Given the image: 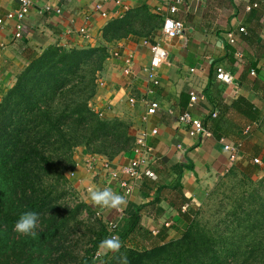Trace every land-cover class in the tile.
Returning a JSON list of instances; mask_svg holds the SVG:
<instances>
[{
	"label": "crops",
	"instance_id": "obj_1",
	"mask_svg": "<svg viewBox=\"0 0 264 264\" xmlns=\"http://www.w3.org/2000/svg\"><path fill=\"white\" fill-rule=\"evenodd\" d=\"M172 2L32 0L20 38L14 37L13 21L6 20L0 31V42L4 44L0 50V98L28 58L48 46H107L100 85L90 105L103 116L128 121L133 148L141 138L149 150L143 152L141 176L131 181L127 192L120 186L124 176L119 170L136 157L133 148L107 160L78 147L74 152L76 167L70 175L72 184L89 197V189L105 188L125 197L126 204L119 210L96 205L100 219L122 224L138 209L141 224L163 241L183 235L208 189L233 163L257 159V170L264 168V143L254 136L261 122L247 121L230 106L242 96L261 116L264 114V1L182 0L178 11L171 14L168 7ZM253 2L258 7L251 9ZM97 3L102 5L106 17L96 10ZM18 6L19 0H0V17ZM46 6L49 10H45ZM140 6H148L163 20L167 16L182 20V35L162 41L159 27L154 37L131 34L106 43L102 27L110 19L121 18ZM239 27L244 31L240 32ZM154 42L165 50V57L151 71L156 83L149 79L150 44ZM220 68L232 75V82L215 77ZM250 70L255 74L249 75ZM193 94L196 100L191 102ZM149 101H156L158 109L144 119ZM185 111L211 124V130L206 127L212 135L201 139L190 137L187 126L178 120ZM153 129L157 132L152 133ZM224 143H237L234 160L229 159ZM252 145L261 147L255 157L251 154ZM146 171L153 176L146 175ZM116 172L118 175L114 176Z\"/></svg>",
	"mask_w": 264,
	"mask_h": 264
},
{
	"label": "trees",
	"instance_id": "obj_2",
	"mask_svg": "<svg viewBox=\"0 0 264 264\" xmlns=\"http://www.w3.org/2000/svg\"><path fill=\"white\" fill-rule=\"evenodd\" d=\"M162 23L159 13L140 6L110 19L101 34L106 43L131 34L154 37ZM107 57L105 44L48 46L28 58L0 98V264H120L121 257L128 264H264V176L252 177L254 162L229 168L226 174L237 177L229 206L209 226L195 212L181 237L163 241L141 224L137 209L115 229L100 219L82 252L67 244L78 215L91 211L75 201L67 176L76 167V148L111 160L134 146L128 121L103 116L90 105ZM230 106L249 122L264 119L242 96ZM250 150L255 157L261 147ZM29 211L39 216L35 237L15 231ZM112 236L121 241L119 252L97 257L101 241Z\"/></svg>",
	"mask_w": 264,
	"mask_h": 264
},
{
	"label": "built area",
	"instance_id": "obj_3",
	"mask_svg": "<svg viewBox=\"0 0 264 264\" xmlns=\"http://www.w3.org/2000/svg\"><path fill=\"white\" fill-rule=\"evenodd\" d=\"M172 4L168 7V10L171 14H174L178 11V6L181 4L182 0H172ZM119 3V1H117ZM32 0H19V6L15 10L7 12L3 17H0V31L3 27V24L5 21H13V29H14V37L20 38L23 34L24 30V20L26 16L28 15L30 8H31ZM252 6H256V4H253ZM251 7V6H250ZM96 10L101 14V16L106 17L107 14L105 11L102 10V5L100 3H97L95 5ZM45 10H49V7L46 6ZM56 12H59V10H56ZM264 20V17H263ZM240 31H244L242 27L239 28ZM184 31V24L182 20L167 16L164 18L163 23L160 28V39L162 41H169L175 37H178L182 35ZM230 36V42H233V36L232 34ZM4 47V44L0 42V50ZM150 52H151V59H150V73H149V79L152 83H156L155 76L151 72L153 68L157 67L158 64L162 61V59L165 57V50L161 47L159 43H152L150 44ZM129 60H126V63H128ZM255 72L253 70L249 71V75H254ZM215 77L218 80H222L224 82L230 83L233 80L232 75L223 70L222 68L217 69L215 73ZM98 85H100V82L98 81ZM191 102L196 100V96L193 94L190 96ZM133 99L130 98L129 102L133 103ZM158 109V103L156 101H149L147 102V108L145 111L144 119L147 115H152L156 112ZM212 116H215V114H212ZM178 120L180 123L187 126V133L192 138H208L210 137L211 131L204 125L205 123L202 122L199 118L193 117L189 112H183L178 116ZM157 130L153 129L152 133H156ZM224 150H226L229 153V159L232 161L235 159L236 153L238 151V145L230 144V143H224L223 145ZM149 150L144 141L141 140V138L138 140V144L135 148H133L134 152L136 153V157L132 158L126 165L122 166L119 170V172L124 176V178L120 181V186L124 191H129L131 186V181L134 179L139 178L141 176L140 167L145 162V157L143 156L144 150ZM254 163L259 164L258 160L255 159ZM106 167L107 164H104ZM148 176H153V174L150 171L145 172ZM151 174V175H150ZM69 175H72L71 172H69ZM114 176H117V172L113 174ZM110 228L115 229L117 226V223L111 222Z\"/></svg>",
	"mask_w": 264,
	"mask_h": 264
},
{
	"label": "rangeland",
	"instance_id": "obj_4",
	"mask_svg": "<svg viewBox=\"0 0 264 264\" xmlns=\"http://www.w3.org/2000/svg\"><path fill=\"white\" fill-rule=\"evenodd\" d=\"M260 122V126L257 128V133L254 136L264 143V119ZM256 165V168L258 169V164ZM67 176L72 182V178L70 177L69 173H67ZM263 176L264 168L252 174V177L254 179H259ZM236 178H234L233 176H228L227 174H223V176L219 177L213 183V185L206 192L204 199L196 207L195 212L198 213L197 218L199 221L209 226L213 223L214 217H216L214 216L215 214H220V216H222L225 210L224 207L227 208L229 206L228 203L230 202V200H228L227 196L232 195L234 184L233 182L236 181ZM75 191V201L84 202L85 205L87 204L89 206L91 211L89 212L88 210H84L78 215V220L76 222L79 223L77 224L75 231L71 235H69V241L67 242V244H77V251L82 252L83 249L89 246V239L92 236V231L97 227V222L100 221V214L97 210L96 205L90 202V197L85 195L86 192H84L83 195L79 191ZM65 200L73 201L74 198L68 197L65 198ZM89 202L91 203V205L89 204Z\"/></svg>",
	"mask_w": 264,
	"mask_h": 264
},
{
	"label": "clouds",
	"instance_id": "obj_5",
	"mask_svg": "<svg viewBox=\"0 0 264 264\" xmlns=\"http://www.w3.org/2000/svg\"><path fill=\"white\" fill-rule=\"evenodd\" d=\"M151 175V174H150ZM90 202L94 205L119 210L122 205L126 204L125 197L114 193L110 188L103 190L89 189ZM39 216L35 212L23 213L15 224V231L23 235L35 237L37 235ZM121 247V241L118 237L112 236L101 241L97 252V257L107 255L109 252L118 253ZM120 264H128L127 257L120 258Z\"/></svg>",
	"mask_w": 264,
	"mask_h": 264
}]
</instances>
